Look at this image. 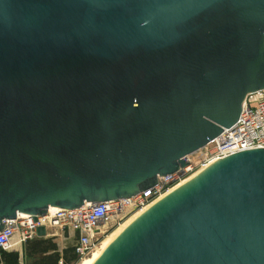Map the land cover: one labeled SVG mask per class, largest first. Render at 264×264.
Listing matches in <instances>:
<instances>
[{
	"label": "water",
	"instance_id": "obj_1",
	"mask_svg": "<svg viewBox=\"0 0 264 264\" xmlns=\"http://www.w3.org/2000/svg\"><path fill=\"white\" fill-rule=\"evenodd\" d=\"M262 88L264 0H0V229L154 187ZM94 264H264V148L208 166Z\"/></svg>",
	"mask_w": 264,
	"mask_h": 264
},
{
	"label": "built area",
	"instance_id": "obj_2",
	"mask_svg": "<svg viewBox=\"0 0 264 264\" xmlns=\"http://www.w3.org/2000/svg\"><path fill=\"white\" fill-rule=\"evenodd\" d=\"M255 148H264V88L248 92L237 121L229 128H223L220 135L207 145L187 155L185 166L159 176L154 187L131 197L85 202L76 208L58 207L49 218L38 216L37 222L29 214L5 219L0 229V249L21 254L25 243L37 237L36 228L43 225L47 236L62 238L65 248H72L82 257L103 237L102 226L109 218H114L115 224L119 223L132 211L152 203L193 171L236 152ZM59 264H62L61 259Z\"/></svg>",
	"mask_w": 264,
	"mask_h": 264
},
{
	"label": "bare ground",
	"instance_id": "obj_3",
	"mask_svg": "<svg viewBox=\"0 0 264 264\" xmlns=\"http://www.w3.org/2000/svg\"><path fill=\"white\" fill-rule=\"evenodd\" d=\"M208 166H210V165H207L205 167H202V168H199V169L193 171L186 178L182 179L179 183H177L176 185L170 187L165 193H163L162 195H160V197H158L152 203H149V204H147V205H145L143 207H140V208L132 211L130 214H132L133 212L134 213L128 219H126L124 222H122L120 224L118 223L119 226L116 225L117 223L116 224L114 223V221H115L114 218H112V217L109 218V220L102 226V230L104 232L103 237L99 240V242H98V244L96 246L94 245V247H95V248L93 247L94 249L92 248L88 253H86L82 257H80V259H82L87 254H89V256L87 258L82 259L77 264H94L99 259V257L105 252V250L111 245V243L131 223H133L135 220H137V218H139L144 212H146L155 203H157L158 201L162 200L164 197H166L167 195H169L172 192L176 191L177 189L181 188L182 186L188 184L191 180H193L199 174H201ZM57 208L58 207H54V206L49 207L48 213L46 214V218H49L51 216V214H53V212ZM130 214H128V215H130ZM114 225H116L117 227L114 230L110 231L111 227L114 226ZM106 233H108V234H106Z\"/></svg>",
	"mask_w": 264,
	"mask_h": 264
},
{
	"label": "trees",
	"instance_id": "obj_4",
	"mask_svg": "<svg viewBox=\"0 0 264 264\" xmlns=\"http://www.w3.org/2000/svg\"><path fill=\"white\" fill-rule=\"evenodd\" d=\"M54 245L47 244L46 240L43 239L33 238L27 241L22 251L23 264H59L60 259L62 260V264H70L77 260L78 255L74 253L72 248H66L60 254L56 251ZM51 249L54 250L53 253L28 262V258L37 256L40 253H46ZM67 252L72 253L68 255ZM19 260L20 253L18 251H5L0 249V264H20Z\"/></svg>",
	"mask_w": 264,
	"mask_h": 264
},
{
	"label": "rangeland",
	"instance_id": "obj_5",
	"mask_svg": "<svg viewBox=\"0 0 264 264\" xmlns=\"http://www.w3.org/2000/svg\"><path fill=\"white\" fill-rule=\"evenodd\" d=\"M134 213V212H133ZM132 213V214H133ZM132 214H130V215H128V216H126L123 220H121L120 222H119V224L120 223H122V222H124L126 219H128ZM119 224L117 223L116 225L117 226H119ZM116 225H114V226H112L111 227V229H110V231H112V230H114L117 226ZM51 233H52V231H51ZM109 233V232H108ZM108 233H106V234H108ZM36 239H43V240H46V242H47V244H55L54 245V247H55V249H56V251L58 252V253H62L66 248L64 247V245H65V241L62 239V238H57V237H52V236H46V237H35ZM99 242V241H98ZM98 244V243H97ZM97 244H95V246L97 245ZM95 248V247H94ZM93 248V249H94ZM93 251V250H92ZM91 251V252H92ZM54 252V250H49L48 252H46V253H40V254H38L37 256H33V257H31V258H28V262H31V261H33L34 259H39V258H41V257H44V256H46V255H48V254H51V253H53ZM72 252H67V254L68 255H70ZM89 256V254H87L86 256H84L82 259H84V258H87ZM82 259H80V257L78 256L77 257V260L76 261H74V262H71L70 264H77L79 261H81Z\"/></svg>",
	"mask_w": 264,
	"mask_h": 264
},
{
	"label": "crops",
	"instance_id": "obj_6",
	"mask_svg": "<svg viewBox=\"0 0 264 264\" xmlns=\"http://www.w3.org/2000/svg\"><path fill=\"white\" fill-rule=\"evenodd\" d=\"M19 262H21L22 264H23V259H22V253L20 254V260H19Z\"/></svg>",
	"mask_w": 264,
	"mask_h": 264
}]
</instances>
